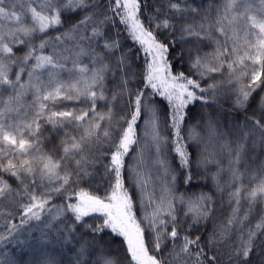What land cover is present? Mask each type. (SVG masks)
Wrapping results in <instances>:
<instances>
[{"label": "snow or ice", "instance_id": "1", "mask_svg": "<svg viewBox=\"0 0 264 264\" xmlns=\"http://www.w3.org/2000/svg\"><path fill=\"white\" fill-rule=\"evenodd\" d=\"M257 146L264 0H0V246L54 237L74 242V264H264ZM197 179L212 188L190 192Z\"/></svg>", "mask_w": 264, "mask_h": 264}, {"label": "trees", "instance_id": "2", "mask_svg": "<svg viewBox=\"0 0 264 264\" xmlns=\"http://www.w3.org/2000/svg\"><path fill=\"white\" fill-rule=\"evenodd\" d=\"M209 49H205V51H208ZM17 55H20V53L18 52ZM175 71H179V70H185L184 66L181 65H177L176 68L174 69ZM26 101L30 100L31 97H26L25 98ZM160 99V98H158ZM66 104H68L69 107L74 106L69 102H65ZM160 103L162 106L166 107V101L160 100ZM225 108L228 107L227 103H225ZM190 114L192 116L191 119L188 120L189 124H195L197 122V120L199 119V115L200 113L203 111L201 108V105L199 103H196L195 105H190ZM208 112H214V108H208L207 109ZM242 119V118H241ZM197 131H201V129H197ZM44 135L47 136L49 135V133L47 131L44 132ZM190 151H192L193 149L190 148ZM174 155V154H172ZM251 155H253L255 157L256 163L259 164L261 162H264V149H261L259 146H257L255 153H252ZM171 159V156L169 157ZM250 162V161H249ZM173 166H175V162L173 161ZM227 177H225L226 179ZM194 186L190 189H188L190 192H196V191H200L201 189H203L204 191H208L209 189L212 188V182L211 180L205 181L203 179H197L193 182ZM180 191L183 192L185 191V189L183 187L180 188ZM57 203H59V201H57ZM7 210V209H6ZM244 209H242L241 211L243 212ZM230 213V207L227 203V195L224 194L223 199L221 201L220 198H218L217 200V217L219 220H222L224 218H226ZM264 214V209H262L261 206H257L252 214L250 215L249 219L252 221V223H255L256 220L259 218L260 215ZM213 225L209 224L208 226V231H211ZM53 242L49 243L45 246H41V245H34V247H32L30 250H32V257L34 254H36V252L39 251V248L43 249L44 252L48 251L50 252L51 256L55 257L56 260L59 261V263L61 264H74V260L73 257L75 255L74 251H63L58 249V247H55L56 245L58 246L59 244L55 243V238L53 237ZM117 244H119V239H117L116 241ZM54 244V245H51ZM52 247V248H47V247ZM78 247V246H76ZM73 246L70 247V249H72ZM22 256H20V264H25V262L22 261Z\"/></svg>", "mask_w": 264, "mask_h": 264}, {"label": "rangeland", "instance_id": "3", "mask_svg": "<svg viewBox=\"0 0 264 264\" xmlns=\"http://www.w3.org/2000/svg\"><path fill=\"white\" fill-rule=\"evenodd\" d=\"M18 53V52H17ZM20 55L23 54L22 51L19 52ZM71 103V102H69ZM5 209H8V206L5 205L4 206ZM33 237H36V236H39V233L38 232H34L33 234ZM20 239H25L24 236H21ZM34 245H38L36 240L35 239H31L29 240V243L28 244H18L16 241H9V242H5L3 244V246H0V256H4L5 254L7 256H10L14 259L17 260L18 264L21 263L20 261V256H22V261L25 262V264H39V261L45 256V255H49L51 256L49 250L44 252L43 249L39 248V251L36 252V254L33 255L32 257V250H30L32 247H34ZM47 245V244H46ZM51 245H54V244H51ZM42 246H45V245H42ZM71 246H74V242L73 244H69V245H56L55 247H58V249L61 250V248L63 247V251H67V250H70V247ZM48 249L49 248H52V247H47ZM61 264V263H59ZM66 264V263H64Z\"/></svg>", "mask_w": 264, "mask_h": 264}]
</instances>
